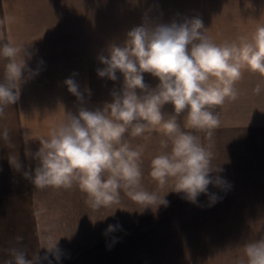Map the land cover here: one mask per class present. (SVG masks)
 <instances>
[{
	"label": "clouds",
	"instance_id": "clouds-1",
	"mask_svg": "<svg viewBox=\"0 0 264 264\" xmlns=\"http://www.w3.org/2000/svg\"><path fill=\"white\" fill-rule=\"evenodd\" d=\"M202 19L185 18L168 23L145 22L127 32L122 44H111L106 56H99L104 65L97 69L100 78L117 81L123 77L119 90L102 107L78 108L77 113L64 112V117L40 139L41 147L34 159L38 166L24 171L37 189H71L74 185L86 194V203L93 209L120 203L121 190L144 208L167 206L164 196L144 190L142 186L143 146L133 147L128 137H142L162 132V149L150 162V175L160 185L175 181V192L196 203L201 194L211 204L218 197L208 191L209 185L227 184L213 167V153L199 138L184 127L206 130L211 135L219 118L214 106L235 100L237 82L245 71L264 77V24H258L250 35L233 41L216 43L206 33ZM30 55L22 45L0 38V60L5 61L0 77V119L20 98L21 85L38 75L39 70L27 67ZM42 63V61H41ZM158 80L155 87L145 82L144 74ZM27 74V75H26ZM68 91L81 105L84 93L73 78L64 81ZM262 84L256 86L259 93ZM90 94L89 90H85ZM171 104L173 112H163ZM183 115V126L178 118ZM0 139L10 140L8 129L0 130ZM9 163L20 170L16 156ZM216 174V175H213ZM230 187V186H229ZM119 225H108L106 232ZM55 241L48 253L59 262L61 255ZM244 258L237 264H264V235L243 245ZM7 264H41L37 253L29 258L26 250L12 248ZM51 264V261H49Z\"/></svg>",
	"mask_w": 264,
	"mask_h": 264
},
{
	"label": "rangeland",
	"instance_id": "rangeland-1",
	"mask_svg": "<svg viewBox=\"0 0 264 264\" xmlns=\"http://www.w3.org/2000/svg\"><path fill=\"white\" fill-rule=\"evenodd\" d=\"M193 17L202 19L208 29L206 34L216 43L233 41L264 24V0H0V38L8 42H54L53 48L42 50L49 52L50 61L52 57L63 61L71 56L74 62V57L86 56L91 97L102 95L105 100L112 99L110 93L121 88L123 77L117 73L115 82L100 78L97 69L104 65L98 59L101 55L95 52L102 50L106 56L111 44H122L127 32L142 23L179 22ZM68 42L70 50L64 48ZM83 42L86 48H80ZM3 71L4 61L0 60V74ZM144 77L149 86L158 84L150 74ZM220 110L218 118L222 122ZM163 112L171 114L172 105H165ZM183 115L178 118L181 126ZM184 130L196 135L213 153L212 165L222 169L218 175L228 184L221 175L223 145L209 144L212 139L206 137V130L186 126ZM28 132L30 138H24L26 163L28 170L34 172L38 166L34 155L41 147L42 137L37 136V130ZM162 139H167L162 132L128 137L133 147L144 148L141 166L144 190L165 195L167 206L144 208L121 190L119 204L93 209L86 203V194L75 185L71 189L41 190L33 184L41 258L47 254L41 264L49 261L51 264H237L244 258L243 245L260 238L264 232V209L260 211L264 193L251 198L247 192L226 193L225 189H230L227 184L209 185L208 191L218 197L217 202L211 204L205 194L196 203L188 201L182 193L174 191V180L160 185L150 175L151 159L170 150L171 141L168 149H162ZM254 179L264 180V175L256 173ZM108 225L120 227L106 232ZM55 241L61 255L59 262L46 249Z\"/></svg>",
	"mask_w": 264,
	"mask_h": 264
},
{
	"label": "crops",
	"instance_id": "crops-1",
	"mask_svg": "<svg viewBox=\"0 0 264 264\" xmlns=\"http://www.w3.org/2000/svg\"><path fill=\"white\" fill-rule=\"evenodd\" d=\"M9 42L34 50L27 52L30 58L26 56L25 60L29 69H38L39 73L21 85L19 100L6 110V117L0 119V130L8 129L10 136L9 141L0 139V264H7L10 259L9 250L12 248L26 250L29 258L36 253L40 257L43 255L36 224L38 213L33 183L23 175L24 171H29L24 148V138H30L28 131L34 129L38 131L37 136L47 137L50 129L63 119L64 112L76 114L81 106L95 109L111 101L104 100L102 95H94L92 99L86 56H76L73 58L74 62L71 56L63 61L52 57L50 61L49 52L42 50L53 48L54 42ZM69 42L64 46L67 50H70ZM82 47L86 48L85 42L80 44V48ZM87 47H90L89 43ZM99 49L102 48L99 46ZM95 54L103 55V52L101 50ZM2 75L3 73L0 77ZM68 78H73L84 93L83 105L68 91L64 83ZM258 84H262L259 93L255 91ZM236 88L238 95L235 100H227L223 105L214 106L213 110L219 116L222 108V122L219 121L211 135L206 131V137L212 139L208 141L209 144L223 145L221 175L228 181L227 187L230 186L225 192L239 195L247 192L251 194V198H259L260 193H264V180L254 178L256 173L264 175V77L245 71ZM86 89L90 94L85 92ZM249 146H252L250 151ZM11 156H16L22 164L20 170L9 163ZM225 200L230 201V198ZM237 201L241 200L238 198ZM263 209L264 205L260 211ZM261 233L264 235V232Z\"/></svg>",
	"mask_w": 264,
	"mask_h": 264
}]
</instances>
